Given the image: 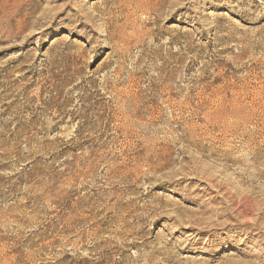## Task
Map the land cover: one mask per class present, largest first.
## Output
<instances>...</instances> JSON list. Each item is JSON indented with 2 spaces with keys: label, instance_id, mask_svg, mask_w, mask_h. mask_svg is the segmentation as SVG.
<instances>
[{
  "label": "rangeland",
  "instance_id": "374dc122",
  "mask_svg": "<svg viewBox=\"0 0 264 264\" xmlns=\"http://www.w3.org/2000/svg\"><path fill=\"white\" fill-rule=\"evenodd\" d=\"M263 112L264 0H0V264H264Z\"/></svg>",
  "mask_w": 264,
  "mask_h": 264
},
{
  "label": "bare ground",
  "instance_id": "6f19581e",
  "mask_svg": "<svg viewBox=\"0 0 264 264\" xmlns=\"http://www.w3.org/2000/svg\"><path fill=\"white\" fill-rule=\"evenodd\" d=\"M250 111V110H249ZM256 111V110H255ZM246 113V112H245ZM264 113V112H263ZM241 115V114H240ZM244 115V114H243ZM242 118V117H241ZM244 121H247L248 119L247 118H244L243 119ZM246 123V122H245ZM237 126V125H236ZM248 137V136H247ZM248 147V146H247ZM248 150V149H247ZM250 150V149H249ZM256 152V151H255ZM231 153V152H230ZM246 154V153H245ZM259 154V153H258ZM227 156V155H226ZM230 156V155H229ZM232 156V155H231ZM228 157V156H227ZM253 157H255V155H253ZM263 157V156H262ZM253 159V158H252ZM255 160H257V159H255ZM226 161V160H225ZM244 161V160H243ZM254 162V161H253ZM245 163V162H244ZM248 178V177H247ZM252 178V177H251ZM250 178V179H251Z\"/></svg>",
  "mask_w": 264,
  "mask_h": 264
}]
</instances>
